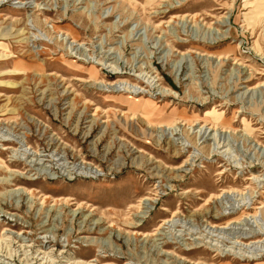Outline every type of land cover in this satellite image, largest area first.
<instances>
[{"label":"rangeland","instance_id":"1","mask_svg":"<svg viewBox=\"0 0 264 264\" xmlns=\"http://www.w3.org/2000/svg\"><path fill=\"white\" fill-rule=\"evenodd\" d=\"M74 262L264 264V0H0V264Z\"/></svg>","mask_w":264,"mask_h":264},{"label":"bare ground","instance_id":"2","mask_svg":"<svg viewBox=\"0 0 264 264\" xmlns=\"http://www.w3.org/2000/svg\"><path fill=\"white\" fill-rule=\"evenodd\" d=\"M202 128H205V127H202ZM254 245H255V244H254ZM248 246H249V245H248ZM253 255H254V254H253ZM73 264H87V263H83V262H82V263H79V262L76 263V262H74Z\"/></svg>","mask_w":264,"mask_h":264}]
</instances>
